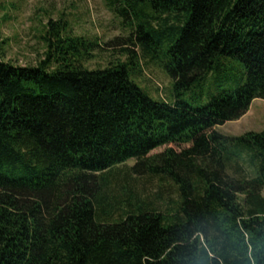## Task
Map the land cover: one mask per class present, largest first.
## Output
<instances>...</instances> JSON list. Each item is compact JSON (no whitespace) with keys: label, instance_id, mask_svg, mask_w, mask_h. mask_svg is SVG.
<instances>
[{"label":"trees","instance_id":"16d2710c","mask_svg":"<svg viewBox=\"0 0 264 264\" xmlns=\"http://www.w3.org/2000/svg\"><path fill=\"white\" fill-rule=\"evenodd\" d=\"M121 1L151 59L154 35L168 43L162 66L177 98L222 57L244 65L245 84L202 108L155 101L124 64L86 69L97 41L73 36L66 16L50 19L37 66L0 57V264H181L202 229L224 238L212 264H264V130H216L264 99V0ZM167 145L191 147L150 155ZM244 154L251 179L228 173ZM131 160V175L176 186L172 206L127 186L125 200L108 201Z\"/></svg>","mask_w":264,"mask_h":264},{"label":"rangeland","instance_id":"374dc122","mask_svg":"<svg viewBox=\"0 0 264 264\" xmlns=\"http://www.w3.org/2000/svg\"><path fill=\"white\" fill-rule=\"evenodd\" d=\"M121 0H0V42H6L0 49V57L16 66H37L43 59L45 48L42 41L44 26L50 19L68 21L73 36L86 37L97 41L95 58L86 61L88 70L105 69L110 65L124 64L131 80L151 99L173 104L178 99L192 108H202L223 91H236L245 84L246 70L242 63L222 57L213 72L204 81L194 84L190 90L176 97L172 79L164 71L162 63H167L165 52L168 43H160L154 35L155 56L151 59L138 41L137 23L131 16L123 15ZM133 23V24H131ZM152 26L159 28L156 22ZM161 30V29H159ZM158 45V46H157ZM146 47V46H145ZM137 56L140 64L129 60ZM167 61V62H166ZM216 130L227 136L240 137L250 132L264 130V99L253 101L248 113L238 121L218 126ZM190 145H167L151 152V156L172 149L177 153ZM247 156L237 160L228 173L232 176L251 179L254 172L247 164ZM135 160L119 167V173L111 179L108 201L113 198L125 200L120 194L124 186L129 191L146 200L156 209L164 210L178 199L176 186L158 178L131 175L128 168ZM241 168L239 173L236 168ZM129 175L128 180L125 177ZM264 196V189L262 190Z\"/></svg>","mask_w":264,"mask_h":264},{"label":"clouds","instance_id":"9594fccd","mask_svg":"<svg viewBox=\"0 0 264 264\" xmlns=\"http://www.w3.org/2000/svg\"><path fill=\"white\" fill-rule=\"evenodd\" d=\"M191 246H186L181 264H212V258L224 246V238L218 233L202 229L190 236ZM207 257V260L204 258Z\"/></svg>","mask_w":264,"mask_h":264}]
</instances>
